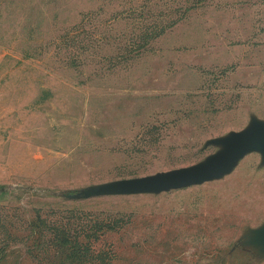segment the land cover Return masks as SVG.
Wrapping results in <instances>:
<instances>
[{"label":"rangeland","instance_id":"374dc122","mask_svg":"<svg viewBox=\"0 0 264 264\" xmlns=\"http://www.w3.org/2000/svg\"><path fill=\"white\" fill-rule=\"evenodd\" d=\"M255 123L264 0H0V264H264L261 152L126 184Z\"/></svg>","mask_w":264,"mask_h":264},{"label":"water","instance_id":"95a60500","mask_svg":"<svg viewBox=\"0 0 264 264\" xmlns=\"http://www.w3.org/2000/svg\"><path fill=\"white\" fill-rule=\"evenodd\" d=\"M217 142L225 144L226 148L205 163L165 174L132 179L126 184L136 191L149 193L184 188L218 179L227 174L247 153L258 151L264 155V123H255L250 128L233 133L228 138ZM110 189L113 188L103 190Z\"/></svg>","mask_w":264,"mask_h":264}]
</instances>
